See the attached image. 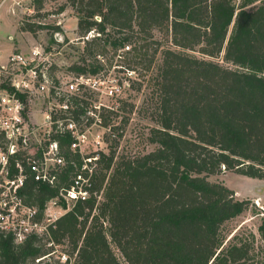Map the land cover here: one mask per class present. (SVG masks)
I'll use <instances>...</instances> for the list:
<instances>
[{
  "label": "trees",
  "instance_id": "obj_1",
  "mask_svg": "<svg viewBox=\"0 0 264 264\" xmlns=\"http://www.w3.org/2000/svg\"><path fill=\"white\" fill-rule=\"evenodd\" d=\"M46 1L33 0L36 11ZM68 5L78 17L80 36L99 34L85 41L98 51L105 44L117 51L134 42L128 53L147 55L151 43L137 41L154 30L170 35L180 49L160 52L153 77L159 107L150 141L156 148L117 162L114 151H100L83 169L84 158L96 155L74 152L68 132L54 133L51 140L66 161L51 170L55 185L35 180L28 159L36 153L15 151L11 174L26 175L19 195L37 208L38 220L47 201L63 202L61 191L79 172L91 186L86 199L42 234L17 241L11 230L0 228V264H68L73 256L72 264H248L251 246L242 241L223 246V227L249 201L236 199L234 190L208 176L224 167L264 179V0L250 8H237L234 0H67L60 11ZM44 26L19 21V30L33 35ZM223 52L232 66L215 60ZM156 54L157 49L149 67ZM72 69L97 73L99 67ZM87 104L76 98L66 112L78 123ZM259 231L264 242V216ZM60 245L68 247L65 263L54 259Z\"/></svg>",
  "mask_w": 264,
  "mask_h": 264
},
{
  "label": "rangeland",
  "instance_id": "obj_2",
  "mask_svg": "<svg viewBox=\"0 0 264 264\" xmlns=\"http://www.w3.org/2000/svg\"><path fill=\"white\" fill-rule=\"evenodd\" d=\"M0 1H2L1 58H9L11 54H21L26 61L25 65L9 64L7 70H0V96L1 93L6 92L16 95L23 102L21 114L25 122L31 128L37 129V134L31 138L28 146L31 148L30 151L37 154V158L40 159L41 150L55 133L46 123V113L52 112V115L55 114L60 118L64 109L52 98L41 96L36 92L32 94L26 90H18L13 81H30L31 70L43 69L55 84L64 86L76 74L72 69L74 65L86 66L88 69L100 66V69H105V77H103L106 80L105 85L114 90L112 94L109 87L102 92L81 94V99L88 102L85 115L80 122H76L78 131L85 134L83 155H96L91 159L86 158V166L91 167L89 160L98 158L100 151L105 153L114 151L117 162L121 157L134 158L156 148V144L150 141L151 129L157 126L154 116L159 107L153 77L156 76L158 64L162 59L160 52L166 48L180 50L172 44L170 35L154 30L153 36H148L146 41L139 39L138 43H151L147 55L117 52L110 44H105V49L98 51L97 45L85 42L98 33L88 34L89 38L80 36L77 26L78 17L74 9L68 5L64 11H60L61 5L67 0H47L40 11H36L33 0ZM260 1L234 0V3L237 8L244 4H247L246 8H250ZM23 19L45 26L36 35L30 32L21 35L17 29V21ZM54 26H59L60 29H54ZM108 32H111V29ZM129 45L132 47L135 43ZM155 49L157 54L149 67ZM34 51L39 54L36 56ZM190 52L202 57L198 51ZM41 53L46 56L45 63L42 62ZM223 56L224 52L215 60L223 65H231L223 60ZM30 85L35 91L38 83L30 81ZM105 120L110 122L109 127L103 126ZM48 166V170L52 169L53 162L49 161ZM208 179L212 182H221L234 190L236 199L249 201L248 209L225 223L223 246H228L230 243L239 244L240 241L250 245L251 251L247 263L259 264L264 260V242L259 231L264 216V179L249 177L238 173L235 169L228 170L224 167L221 173L209 175ZM73 205L74 203H71L69 207ZM107 225L105 223V226ZM55 248L57 252L54 254V259L65 263L68 256L63 250L68 247L60 245ZM74 258L75 256L71 257L68 264H72Z\"/></svg>",
  "mask_w": 264,
  "mask_h": 264
},
{
  "label": "built area",
  "instance_id": "obj_3",
  "mask_svg": "<svg viewBox=\"0 0 264 264\" xmlns=\"http://www.w3.org/2000/svg\"><path fill=\"white\" fill-rule=\"evenodd\" d=\"M99 21L100 17L97 18ZM94 33L91 31L89 34ZM88 37V35H86ZM89 38V37H88ZM133 47V46H132ZM132 47L127 44L123 48L117 50L127 54L132 50ZM37 56L39 52L34 51ZM119 56H122L119 54ZM42 62L45 63L46 56L41 53ZM43 57V58H42ZM102 59V58H100ZM102 61H104L102 59ZM26 64L24 56L21 54H11L6 63L1 65L0 70H7L8 65ZM103 65V64H101ZM97 73L76 72L72 76L69 82H66L64 86L62 84L57 85L53 79H50L43 69L31 70L30 81L38 83L35 91L30 85V81L14 80V86L18 90H26L29 93H38L41 96L52 98L53 101H57L59 106L64 109V116L60 118L52 112H47L45 115L46 123L55 133L68 132L73 141L71 143V149L74 152H79L83 155V143L85 141V134L78 131L77 123L66 111L73 104L76 98H81V94L84 92H102L105 91L106 80L105 69H100L98 66ZM57 83H59L57 81ZM111 88V87H109ZM114 90L111 88L110 93ZM0 96V228L3 230H11L17 241H22L29 233L42 234L50 227H55L56 222L66 214L72 207H69L71 203H76L79 200H84L89 196V187L91 186L89 177H86L81 171L75 177L70 187L61 191L60 196L63 202H60V198L56 197L46 202L43 210L42 220L36 219L37 208L29 207L25 205L19 195V189L24 185L26 175L20 173L16 177H12L9 159L10 155L19 149L30 150V140L37 134L36 128H31L24 120L21 110L23 109V102L16 95H10L9 93H1ZM19 146L18 148H16ZM42 153V154H41ZM40 159L36 157L29 158V164L32 170L35 172V180L55 185L56 175L51 170H58L65 166L66 161L63 156L60 155V149L57 141H52L51 138L45 147L40 152ZM91 159V158H87ZM53 162V168L48 170V162ZM84 158L83 169L87 164ZM91 161V160H89Z\"/></svg>",
  "mask_w": 264,
  "mask_h": 264
},
{
  "label": "crops",
  "instance_id": "obj_4",
  "mask_svg": "<svg viewBox=\"0 0 264 264\" xmlns=\"http://www.w3.org/2000/svg\"><path fill=\"white\" fill-rule=\"evenodd\" d=\"M1 4H2V1H0V7H1ZM17 29H18V31L20 32L21 35L26 33V32H22V31L19 30V21H17ZM15 45L18 46V44H15ZM18 47H19V46H18ZM13 48H14V46H13ZM13 48H12V50H13ZM11 52H12V51H11ZM11 52H10V53H11ZM7 59H8V57L5 58V59H2V58H1V55H0V64H1V65L5 64V63L7 62Z\"/></svg>",
  "mask_w": 264,
  "mask_h": 264
}]
</instances>
